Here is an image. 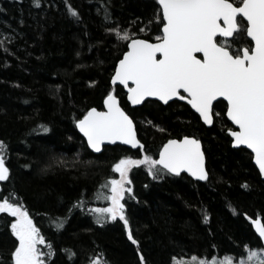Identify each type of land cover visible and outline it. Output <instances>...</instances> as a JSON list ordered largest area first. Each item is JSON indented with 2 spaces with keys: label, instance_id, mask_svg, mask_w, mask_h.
Returning <instances> with one entry per match:
<instances>
[{
  "label": "trees",
  "instance_id": "1",
  "mask_svg": "<svg viewBox=\"0 0 264 264\" xmlns=\"http://www.w3.org/2000/svg\"><path fill=\"white\" fill-rule=\"evenodd\" d=\"M69 3L78 16L69 13ZM105 5L111 21L104 19ZM157 7L156 0H41L39 6L33 0H0V140L8 146L10 169L9 178L0 181V199L19 200L28 208L55 249L49 264H90L96 257L99 264H106L105 257L111 264H140L137 247L147 264H176L193 255L238 256L246 253L245 243L261 242L248 217L264 222V179L252 153L232 146L226 102L215 103L221 115L208 127L180 100L131 107L124 88L111 85L127 42L106 29L117 22L135 37L153 39L155 24L148 32L140 28ZM110 88L133 116L143 148L106 146L96 154L78 132L75 120L90 107L103 109ZM184 135L201 139L209 179L169 173L154 179L147 165H134L127 185L133 193L124 201L139 245L128 239L119 218L97 224L87 209L107 206L96 196L108 191L102 185L110 178H118L112 165L125 155L156 159L168 139ZM82 195L85 207L78 208L75 201ZM61 217L64 226L58 228L54 222ZM11 219L0 213L3 264H11L16 243ZM41 249L48 251L45 245Z\"/></svg>",
  "mask_w": 264,
  "mask_h": 264
},
{
  "label": "snow or ice",
  "instance_id": "2",
  "mask_svg": "<svg viewBox=\"0 0 264 264\" xmlns=\"http://www.w3.org/2000/svg\"><path fill=\"white\" fill-rule=\"evenodd\" d=\"M33 3L39 6L41 0ZM156 3L158 7L151 19L140 28L141 32H148L155 24L153 39L135 37L117 22L106 29L117 41L127 42V50L123 51L110 77L111 85L119 83L126 88L127 101L132 105H140L152 97L168 105L178 97L207 125H213L221 115L214 111V102L223 98L224 114L233 125L227 128L231 143L251 149L259 172L264 175V0H156ZM67 8L71 15H79L70 3ZM104 19L112 20L107 5ZM103 107L104 110L90 107L82 118L75 120L88 146L99 152L105 141H123L143 148L134 118L121 106L114 88L107 90ZM38 127L48 131L46 125ZM7 148L5 141L0 140V181L7 180L10 174ZM134 165H147L154 179H163L165 173L180 175L183 170L192 177L208 180L209 171L201 139L196 135L168 139L159 151V159L148 154L140 158L125 155L112 165L120 178H110L102 185L108 191L96 196L97 200L107 201V206H92L87 210L96 214V223L100 225L119 218L128 230V239L139 245L130 228L124 201L126 193H133L127 185L131 184L128 172ZM75 204L78 208L85 207L83 195ZM0 213L13 217L10 229L16 243L10 252L11 264H49L55 249L34 223L28 208L19 200L13 202L5 197L0 199ZM248 219L255 226L259 244L245 243L242 248L247 249L246 253L238 256L227 253L207 259L193 255L190 262L183 264H264V222ZM64 222L61 217L54 223L63 228ZM41 245L48 251H43ZM137 252L140 264H147L139 247ZM3 259L0 255V264ZM105 260L111 264L106 257ZM99 262L100 257H96L90 264Z\"/></svg>",
  "mask_w": 264,
  "mask_h": 264
},
{
  "label": "water",
  "instance_id": "3",
  "mask_svg": "<svg viewBox=\"0 0 264 264\" xmlns=\"http://www.w3.org/2000/svg\"><path fill=\"white\" fill-rule=\"evenodd\" d=\"M144 39V38H143ZM112 86H120V87H123L122 85H120L119 83H117L116 85H112ZM124 88V87H123ZM124 90L126 91V93H127V89L126 88H124ZM147 100H156V101H158V102H160V103H162L163 105H165L162 101H159V99L158 98H155V97H152V98H146V100L145 101H147ZM173 100H180L178 97L177 98H173ZM218 100H223V98H218ZM181 102H184V103H186L188 106H190L186 101H183V100H180ZM224 101V100H223ZM169 102H171V101H169ZM226 102V101H225ZM128 103L130 104V106L131 107H138V106H141L144 102H142V104H140V105H132L129 101H128ZM215 103L216 102H214V105H215ZM122 106V105H121ZM190 108H191V106H190ZM192 109V108H191ZM98 110H104V108L103 109H98ZM195 113H196V111L194 110V109H192ZM198 116H199V114L198 113H196ZM228 119V118H227ZM202 121V120H201ZM228 121L231 123V121L228 119ZM203 122V121H202ZM204 123V122H203ZM205 124V123H204ZM232 124V123H231ZM206 126H208V127H210V126H212V125H207V124H205ZM232 127H233V125H232ZM77 129H78V132L81 134V136L85 139V141H86V144H87V138L83 135V133H81L80 132V130H79V128L77 127ZM137 129V128H136ZM137 135H138V132H137ZM230 135V134H229ZM138 138H139V136H138ZM182 138V137H181ZM140 139V138H139ZM175 139H178V138H175ZM142 142V141H141ZM202 142V141H201ZM166 143V142H165ZM143 144V143H142ZM114 145H123V146H125V147H128V148H130V149H132V150H138V149H140V147L139 146H132V145H127V144H125L123 141H116V142H108V141H105L104 142V144L102 145V147H101V150L98 152V151H96L95 149H92L90 146H88V144H87V146H88V148L93 152V153H96V154H99V153H101L102 151H103V149L106 147V146H114ZM232 146L234 147V148H245V149H247L248 151H250L251 153H252V151H251V149H248L247 148V146H243V145H241V146H234L233 144H232ZM162 148V147H161ZM202 149L204 150V148H203V144H202ZM205 152V151H204ZM252 156L254 157V153H252ZM156 159H159V153H158V156H157V158ZM253 163L255 164V166L257 167V169H258V171H259V168H258V165H256V163H255V160H254V158H253ZM205 166H206V168L208 169V167H207V159H206V154H205ZM260 173V172H259ZM182 174H186V175H188L189 177H191L192 179H194V180H197V181H201V182H205L206 180H200V179H198V178H196V177H192L191 176V174L190 173H188L187 171H183L182 170V172H181V174L180 175H182ZM171 175H173V174H171ZM180 175H174V176H180ZM261 175V174H260ZM261 177H262V179H264V175H261ZM253 219H261V218H259V217H257V218H253ZM262 220V219H261ZM251 222V225H252V228H253V230H254V232H255V234L257 235V237H258V233H256V230H255V226L252 224V221H250ZM262 222H263V220H262Z\"/></svg>",
  "mask_w": 264,
  "mask_h": 264
},
{
  "label": "rangeland",
  "instance_id": "4",
  "mask_svg": "<svg viewBox=\"0 0 264 264\" xmlns=\"http://www.w3.org/2000/svg\"><path fill=\"white\" fill-rule=\"evenodd\" d=\"M132 167V166H131ZM130 167V168H131ZM130 170V169H129ZM128 174H129V172H128ZM120 178V174L118 173V178L117 179H119ZM41 247V246H40ZM190 260H191V258H188V259H176V264H183V262H190Z\"/></svg>",
  "mask_w": 264,
  "mask_h": 264
}]
</instances>
